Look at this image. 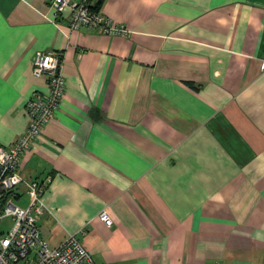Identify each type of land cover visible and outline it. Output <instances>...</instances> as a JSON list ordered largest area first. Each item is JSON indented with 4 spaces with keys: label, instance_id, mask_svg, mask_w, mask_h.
I'll return each instance as SVG.
<instances>
[{
    "label": "crops",
    "instance_id": "crops-1",
    "mask_svg": "<svg viewBox=\"0 0 264 264\" xmlns=\"http://www.w3.org/2000/svg\"><path fill=\"white\" fill-rule=\"evenodd\" d=\"M99 9L131 32L70 29L49 0H0V144L47 91L34 52L63 60L64 96L18 166L50 176L38 216L50 245L81 229L102 264H264V0Z\"/></svg>",
    "mask_w": 264,
    "mask_h": 264
},
{
    "label": "built area",
    "instance_id": "built-area-1",
    "mask_svg": "<svg viewBox=\"0 0 264 264\" xmlns=\"http://www.w3.org/2000/svg\"><path fill=\"white\" fill-rule=\"evenodd\" d=\"M55 12L67 13V26L78 29L90 27L107 34H129L131 28L123 22H115L95 7L96 0H49ZM62 57L54 49L36 50L32 57L34 75H45L47 91L36 93L25 103L27 123L22 133L9 145L0 144V219L10 218V225L0 231V264H102L96 261L78 236L83 230L68 232L55 245H50L39 235L38 216L46 210L42 198L50 176L45 179H25L18 171L22 154L39 138L44 125L54 116L64 93L65 78ZM264 70V54L260 62ZM26 185L28 200L16 202L20 195L17 186ZM98 216L105 224L113 221L106 208Z\"/></svg>",
    "mask_w": 264,
    "mask_h": 264
},
{
    "label": "rangeland",
    "instance_id": "rangeland-1",
    "mask_svg": "<svg viewBox=\"0 0 264 264\" xmlns=\"http://www.w3.org/2000/svg\"><path fill=\"white\" fill-rule=\"evenodd\" d=\"M28 200L27 194L22 193V196L16 200L18 204L24 205ZM10 225V218L8 216H4L0 219V231H4ZM39 226V235L46 239L49 244H54L53 240L48 239V233L45 228H43L40 224Z\"/></svg>",
    "mask_w": 264,
    "mask_h": 264
},
{
    "label": "trees",
    "instance_id": "trees-1",
    "mask_svg": "<svg viewBox=\"0 0 264 264\" xmlns=\"http://www.w3.org/2000/svg\"><path fill=\"white\" fill-rule=\"evenodd\" d=\"M100 2H101V0H96V2H95V7L96 8H99Z\"/></svg>",
    "mask_w": 264,
    "mask_h": 264
}]
</instances>
